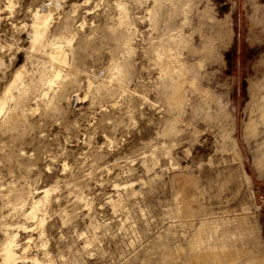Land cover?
<instances>
[{
	"label": "rangeland",
	"instance_id": "1",
	"mask_svg": "<svg viewBox=\"0 0 264 264\" xmlns=\"http://www.w3.org/2000/svg\"><path fill=\"white\" fill-rule=\"evenodd\" d=\"M47 1L0 0V96ZM57 1L51 33L67 21L76 34L77 81L0 132V247L14 234L16 254L45 264H264V134L248 132L262 121L264 0ZM175 30L198 77L177 104L153 46ZM43 189L39 226L26 216Z\"/></svg>",
	"mask_w": 264,
	"mask_h": 264
},
{
	"label": "bare ground",
	"instance_id": "2",
	"mask_svg": "<svg viewBox=\"0 0 264 264\" xmlns=\"http://www.w3.org/2000/svg\"><path fill=\"white\" fill-rule=\"evenodd\" d=\"M59 4L60 3L57 0H48L47 2L42 3L38 7H36L33 10L32 15L30 16L31 24L29 26L28 36H27L29 39L28 40L29 45L27 47H24V49L21 50L25 54L24 57H26V62L16 68L15 72H13L14 74L12 75V79L5 86L4 90H2L3 92H1L2 94L0 96V132H2L3 130L7 131V129H10V131H11V129H15V130H17L18 128L21 129L20 127L23 126L22 124H24V123H22V121L25 120L26 116H27L26 111L30 109L29 108L30 102H34L36 107L41 106L46 111L49 110L50 108H52L54 102L57 101L55 99H57V97H59L60 95L65 93L64 89H66L65 87H66L67 83H69V81L72 82L71 78L73 79V77H75V79H76V76H75L76 70H75V66L73 64L74 63L73 61H76V60H72L69 58V54L73 55L71 53L74 50L72 47V43L76 38L75 37L76 34L73 33V31L71 29L72 27H70V24L67 21L65 22V24H63L61 22L62 25H64V27L57 35L53 34L54 31H53V33H51V26H52L53 21L55 19L54 15L59 10ZM64 15L67 16L66 13ZM65 16H64V20L66 18ZM68 16H70V15L68 14ZM83 22L84 21H82L81 23H83ZM92 23H93V21H92ZM120 23L125 24L124 16L120 18ZM153 24H154V22H153ZM153 24H152V26H153ZM127 25H129V24H127ZM127 25H125V26H127ZM94 26H95V24H94ZM94 26H92V27H94ZM111 26H113V25L111 24ZM127 27H126V29H127ZM156 27H157V25H156ZM117 28H119V27L117 26ZM108 29H109L108 31H110V33H111V31H112V33H114V30L111 27H109ZM120 29H121L120 31H123L122 28H120ZM90 30H92V31L95 30V27H94V29H90ZM125 30L123 32H125ZM92 31H90V33ZM117 32H119V31H117ZM120 33L121 32H119V34ZM119 34H118V36H119ZM128 35H129V32H128ZM128 35H126V36H128ZM114 36H115V34H114ZM126 36H125V38H126ZM184 36H185V34H184ZM111 37H113V36H111ZM130 37H131V34H130L129 38ZM89 38H90V36H89ZM117 38H119V37H117ZM159 38H160V39H158L159 42H157L156 45H153L155 47L154 50H155V54H156V57L154 60L157 63V65L159 66V72H160L162 81L166 80L169 82V85L171 87V88L169 87L171 89L170 90L171 91V102L173 104H177V103H180L183 98L185 99V93H188L187 91L189 90V88H193V89L197 88V85H198L197 78L198 77L195 76L193 78H189V76L187 75V72H186L187 68H185V64L183 63V61H181L179 59L181 57L180 53H179V46H181L182 43L186 42L183 39V35L181 34V31L175 30V33H173V34L168 33V35L166 37H159ZM130 39H128V37H127V41ZM113 40H114V38H113ZM118 40H117V43H118ZM103 41H104V39H103ZM114 42H115V40H114ZM187 42L189 43V41H187ZM80 44H81V42H80ZM127 44H128V42H127ZM121 46H123V45L121 44ZM127 47H129V46H127ZM124 48H126V47H124ZM178 54H179V58L177 56ZM119 62L120 61L114 62L113 64H111V66L109 68L108 67L106 68L110 72L109 77H111V78L115 77V79H117V82L119 81V79L122 80L121 76L123 75V71H124V65H122L123 63L121 64ZM122 62H123V60H122ZM27 63L30 65V67H29V65L27 66ZM77 71H78V68H77ZM88 77H87V80H88ZM76 81H77V79H76ZM87 82H89V81H87ZM94 83H95V81H94ZM102 84H100L99 87H101ZM90 85H91V81L89 82L88 87H90ZM165 85H167V83ZM119 87H121V86H119ZM166 88H168V87H166ZM193 89H192V91H194ZM120 92H122V91H120ZM262 103H264V99H263ZM218 105L220 106V109L222 110V112L227 115V113H228L227 102H223V100L221 99V103H219ZM259 107H262V112H261V114H259L262 121L258 122L261 125L259 126L257 123L253 122L250 124L249 130H248L249 134H251L254 137L257 135L262 136V134H264V104H263V106H262V104H261V106L258 105V108ZM27 113H29V112L27 111ZM257 117H258V115H257ZM257 121H258V119H257ZM24 130H25V128H24ZM19 134L22 135V133H19ZM261 138H263V137H261ZM260 143H261V141H260ZM262 144H264V143H262ZM258 149H260V147ZM260 152H261V155L263 156L261 160H264V150L260 151ZM40 193L43 194V197L41 199H37V200L33 199L31 209L27 213V216H26V217L30 218L31 220L36 219L37 222L36 221L35 222L39 226H41L43 224V220L38 218L39 217L38 211L40 210V204H42L43 200H45L47 198L48 190L43 189V190H41ZM16 201H18V199ZM6 234H8V232ZM6 238H7V240H6L5 244L2 247H0L1 248L0 249V258L2 260V262L0 264H18V263H21V264H45V263L41 262L40 260H38L36 257L28 256L24 251L20 255L16 254L17 245H16V240H15L14 234H9V235H7ZM226 257H227V255H226Z\"/></svg>",
	"mask_w": 264,
	"mask_h": 264
}]
</instances>
